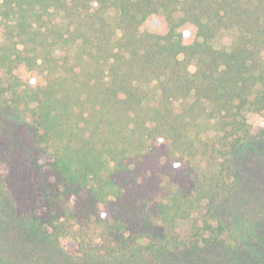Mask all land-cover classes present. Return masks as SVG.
<instances>
[{
	"label": "trees",
	"instance_id": "16d2710c",
	"mask_svg": "<svg viewBox=\"0 0 264 264\" xmlns=\"http://www.w3.org/2000/svg\"><path fill=\"white\" fill-rule=\"evenodd\" d=\"M263 51L264 0H0L42 200H0V264H264Z\"/></svg>",
	"mask_w": 264,
	"mask_h": 264
},
{
	"label": "rangeland",
	"instance_id": "374dc122",
	"mask_svg": "<svg viewBox=\"0 0 264 264\" xmlns=\"http://www.w3.org/2000/svg\"><path fill=\"white\" fill-rule=\"evenodd\" d=\"M231 42L232 34L226 31L221 32L212 41L215 47L225 49L230 47ZM261 60L264 64V51L261 53ZM189 69L193 71L194 65L191 64ZM14 116L4 104L0 103V200H4L5 204H8L7 207L14 202L12 199L16 200L19 209L36 207L42 200L39 194L40 181L37 180L31 164L34 157L32 144L25 124L18 116ZM247 118L253 132L264 124L263 117L259 114L250 112L247 113ZM255 159L258 164L249 166L251 181L261 184L264 193V152L261 159L258 157ZM5 212L3 211V214H6ZM84 224L90 226L89 231L93 233L92 229L96 223L88 221ZM95 233L97 236L98 230Z\"/></svg>",
	"mask_w": 264,
	"mask_h": 264
}]
</instances>
